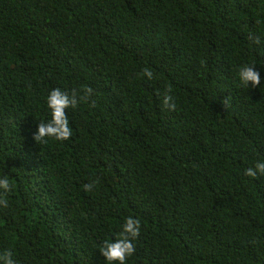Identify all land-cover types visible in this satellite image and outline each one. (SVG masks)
I'll return each mask as SVG.
<instances>
[{
	"label": "trees",
	"instance_id": "16d2710c",
	"mask_svg": "<svg viewBox=\"0 0 264 264\" xmlns=\"http://www.w3.org/2000/svg\"><path fill=\"white\" fill-rule=\"evenodd\" d=\"M251 65L261 83L242 87ZM87 87L71 137L36 144L48 93ZM258 161L264 0H0V256L110 264L100 249L132 217L125 264H264Z\"/></svg>",
	"mask_w": 264,
	"mask_h": 264
},
{
	"label": "clouds",
	"instance_id": "9594fccd",
	"mask_svg": "<svg viewBox=\"0 0 264 264\" xmlns=\"http://www.w3.org/2000/svg\"><path fill=\"white\" fill-rule=\"evenodd\" d=\"M259 39H254L253 43L258 44ZM141 75L148 80L153 79V72L149 69H144ZM239 83L242 87H257L260 85V74L253 65L242 66L238 71ZM171 89L165 90L163 93H158L162 96V107L169 111H174L176 104L173 96L170 94ZM93 94V89L87 87L83 90V94L79 95L72 92L62 91L59 88L52 89L46 98V104L50 111V120L39 122L37 130L33 134L32 139L36 144H46L49 138L55 141H66L72 135V130L69 127V121L66 114V109H75L79 103L86 102L87 99ZM227 104V101H225ZM244 175L250 178L264 176V162L258 161L254 167H249L244 171ZM98 181H92L83 186L84 191H91ZM0 207L7 208L8 202L5 194L10 190L9 179L7 176L0 178ZM140 235V221L132 217L126 218L122 231L119 236L113 241L106 240L100 249V254L104 260L110 262H118V264H125L128 257L136 251L133 241ZM0 264H15L12 259L11 253H6L0 256Z\"/></svg>",
	"mask_w": 264,
	"mask_h": 264
}]
</instances>
